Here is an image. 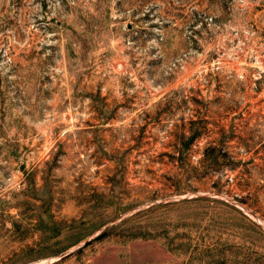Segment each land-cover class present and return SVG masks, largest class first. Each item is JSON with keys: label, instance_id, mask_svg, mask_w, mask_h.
Segmentation results:
<instances>
[{"label": "rangeland", "instance_id": "374dc122", "mask_svg": "<svg viewBox=\"0 0 264 264\" xmlns=\"http://www.w3.org/2000/svg\"><path fill=\"white\" fill-rule=\"evenodd\" d=\"M246 213L264 0H0V264H264Z\"/></svg>", "mask_w": 264, "mask_h": 264}, {"label": "trees", "instance_id": "16d2710c", "mask_svg": "<svg viewBox=\"0 0 264 264\" xmlns=\"http://www.w3.org/2000/svg\"><path fill=\"white\" fill-rule=\"evenodd\" d=\"M200 128H194L193 131L191 132L190 136L186 138V146H190L193 144L199 137H200ZM220 154V149L218 148H205L202 152V157L198 162V165L202 168L205 169V164H208V162H212V165H216L218 163V158ZM171 160H174L177 162L178 160H181V156L175 157V156H169ZM233 161V160H231ZM233 163V162H232Z\"/></svg>", "mask_w": 264, "mask_h": 264}, {"label": "water", "instance_id": "95a60500", "mask_svg": "<svg viewBox=\"0 0 264 264\" xmlns=\"http://www.w3.org/2000/svg\"><path fill=\"white\" fill-rule=\"evenodd\" d=\"M239 208V207H238ZM241 210H243L242 208H240ZM244 211V210H243ZM245 212V211H244ZM247 216H249L253 221H255L259 226H261V228L264 229V225L259 221L257 220L254 216H251L250 214L246 213ZM86 243V242H85Z\"/></svg>", "mask_w": 264, "mask_h": 264}]
</instances>
